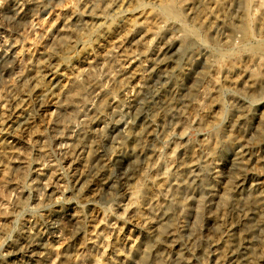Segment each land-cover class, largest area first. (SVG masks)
Masks as SVG:
<instances>
[{"label":"rangeland","instance_id":"374dc122","mask_svg":"<svg viewBox=\"0 0 264 264\" xmlns=\"http://www.w3.org/2000/svg\"><path fill=\"white\" fill-rule=\"evenodd\" d=\"M0 264H264V0H0Z\"/></svg>","mask_w":264,"mask_h":264},{"label":"bare ground","instance_id":"6f19581e","mask_svg":"<svg viewBox=\"0 0 264 264\" xmlns=\"http://www.w3.org/2000/svg\"><path fill=\"white\" fill-rule=\"evenodd\" d=\"M47 20V19H46ZM52 20H53V18H52ZM42 22V21H41ZM47 22V21H46ZM46 22H43V25H45L46 24ZM49 22H51V21H49ZM49 22H48V25H49ZM39 25V24H38ZM48 25L46 26V27H48ZM39 29V28H38ZM194 159V158H193ZM184 162V161H183Z\"/></svg>","mask_w":264,"mask_h":264}]
</instances>
